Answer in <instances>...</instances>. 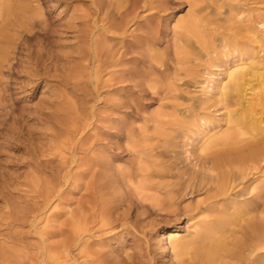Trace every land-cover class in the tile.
<instances>
[{"label":"rangeland","instance_id":"rangeland-1","mask_svg":"<svg viewBox=\"0 0 264 264\" xmlns=\"http://www.w3.org/2000/svg\"><path fill=\"white\" fill-rule=\"evenodd\" d=\"M101 1L106 10L108 0H38L46 26L35 18L15 41L0 92V264H199L173 261L170 231L191 238L229 201L199 167L209 157L199 148L204 135L227 131L237 110L217 89L228 72L236 64L264 68V0H160L154 11L136 10L135 31L114 35L92 22ZM194 21L204 27L198 36ZM95 37L101 47L129 50L97 75ZM79 71L78 83L65 80ZM143 174L158 201L137 194ZM245 176L235 177L242 183L231 197L238 191L250 209H264V172L257 192L241 191L251 182ZM80 216L95 229L73 243ZM247 229L241 222L231 242Z\"/></svg>","mask_w":264,"mask_h":264},{"label":"bare ground","instance_id":"bare-ground-1","mask_svg":"<svg viewBox=\"0 0 264 264\" xmlns=\"http://www.w3.org/2000/svg\"><path fill=\"white\" fill-rule=\"evenodd\" d=\"M54 1L58 2L59 0ZM94 1L95 0H93V2ZM159 2L161 1L108 0L104 2L106 4L108 3V8L104 10L101 1L99 4L96 3V12H98V14L96 13L97 21L95 19L92 22L100 27L101 34L103 35L107 33L109 35H114L118 31L126 32L129 28H131L130 32L132 33L136 30L134 27L136 24V10L139 7H148L150 10H153V8H155L154 4H158ZM30 3L36 4L32 8ZM127 3H129L130 6L124 10H121V8H123ZM110 5H115V14H111L110 11H108V9L111 8L109 7ZM52 6L55 7V2L52 3ZM31 10H34V13H31L30 15L28 13ZM42 13L43 12L39 7L38 0H0V92L3 90L2 79L4 80V78L2 77L5 75L4 70L10 68L11 63L15 58L14 56L12 57L14 54V48H16L15 41L17 39L19 40L24 30L25 32L29 30L28 27L31 29L32 20L35 18H38L39 24H41V26H46V21L43 19ZM262 26H264V23H262ZM202 28L204 27L201 24L194 21L189 29L195 33V36H198L201 33ZM250 32L253 33V30L250 29ZM109 38L110 37L106 39L109 40ZM101 40H98L97 37L92 38L93 45L89 51V54L93 59V65L95 68L93 72L95 75L101 72L99 71V68L105 67L106 69V67H110L111 65L116 66V64L118 66L122 62L121 58L123 59V57L128 55L127 53L129 52V50H121L120 48L115 50L113 48L110 49L108 48V44L107 47H101ZM256 40L259 41V38L257 37ZM135 41H137V39H135L133 36L131 49L134 50V52H136L135 50L138 47V41ZM123 46L125 47L126 44ZM128 47L129 45L125 48L128 49ZM233 50L235 51L236 49ZM84 57L86 56L84 55ZM36 62L37 60H35L33 64ZM234 66L235 67L232 68V70L226 75L227 80L224 82L221 81V83L217 86V89L219 90L218 93L221 95H229L234 99V105L237 106V110L235 111V114L228 119V130H220L221 132L213 131L210 134L208 133L207 135H204L202 137L203 141L199 148L201 153L209 155V157L206 158L203 164L199 167L203 169V171L214 174V180L216 179V183L213 184V189L218 194L217 196H219V194L221 196L223 195L229 201L224 207H222L217 216L204 219L200 229L194 230V236L191 238L182 240L179 237L173 236V231H170V247L173 253V261L176 263H182V259L184 258V263H188L190 260H195L199 264H264V209H260L258 207L250 209L249 199H237L238 191L234 197H231V194L233 193L232 191L236 187H239L241 185L240 183H242V180L241 182L239 181L240 183L236 182V179L240 178V176L244 177L245 175L251 174V177L248 178L251 182L249 181V183L247 180L246 182L249 184L240 188H244L245 191H243V189L241 190L244 192V194L255 191L257 192V190L260 188L258 181L264 172V68L252 64L251 66L247 65L248 67H245L246 65L244 66L238 64ZM115 70H118V68ZM82 72H84V70ZM90 75L92 76V74ZM76 76L82 77L83 74L81 71H79L75 75L70 74L66 76L65 80L70 84H76L78 83V81L74 79ZM83 77H85V74ZM213 81V76H209V78L202 85L201 95L207 96L210 93L209 88L212 86ZM1 93L0 106L5 108L3 102L6 98H4V94L2 95ZM3 93H5V91H3ZM203 122L206 123V120ZM243 128H246L249 132L243 131ZM197 132L199 134H204L202 122H199ZM139 154H142V152L139 151ZM141 172L142 171L140 170L139 174ZM146 173L147 172H145V174ZM145 174L142 175V177H144V181L143 179L139 181L138 184L135 185V190L142 198H152L151 201H154L153 199L158 201L157 196H154L153 194L150 195L151 192L148 194V185L147 182L145 183V181H147L145 179ZM235 182L237 184H235ZM241 191L239 190V192ZM157 204H160V202ZM171 205H169L170 209ZM160 207L162 211L165 208V206L164 208L162 206ZM166 210L164 209L165 212ZM254 211L258 212L254 214ZM98 212L99 211H97V213ZM82 217H77L78 221L76 220L77 218H75L77 222L76 224L74 223L75 225L73 224L74 227L72 226L73 231H71V233L73 232V235L71 234V237L73 236V243L77 241L80 234L81 237L82 233L84 234L89 232L91 229H95V227L92 228L93 223L90 225V221H88V219H90L89 217L88 219ZM94 218H96V216H94ZM253 219H256L257 222L249 224L248 222H251ZM241 222L246 223L247 228H249L247 229L249 235H247V237H245V235L244 240L240 241L238 244H233L230 239H234L233 235L236 233L235 228L237 226H241ZM68 232L70 231L68 230Z\"/></svg>","mask_w":264,"mask_h":264}]
</instances>
